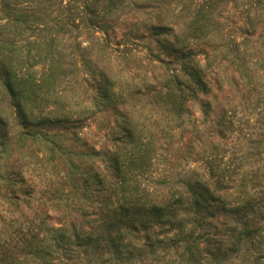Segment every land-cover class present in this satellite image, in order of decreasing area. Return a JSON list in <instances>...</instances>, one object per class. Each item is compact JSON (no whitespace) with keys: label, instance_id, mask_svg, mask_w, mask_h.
I'll return each mask as SVG.
<instances>
[{"label":"trees","instance_id":"trees-1","mask_svg":"<svg viewBox=\"0 0 264 264\" xmlns=\"http://www.w3.org/2000/svg\"><path fill=\"white\" fill-rule=\"evenodd\" d=\"M228 1L0 0V179L6 184L0 192V264H152L164 251L171 255L163 264H264V165L253 168L249 161L258 154L245 155L247 166L241 168L227 143L214 137L191 146L195 140L189 138L184 144L198 148L203 176L196 171L172 181L169 158L162 181L149 185L143 177L161 162L163 143L173 148L176 132L195 124L193 103L201 106L202 124H212L214 134L231 132L236 125L225 114L208 119L212 105L201 96L209 93V84L186 46L190 40L214 38L219 8ZM184 8L189 11L181 22ZM132 12L149 16L146 23L132 21ZM124 22L128 30L123 37L136 44L158 39L155 46L166 59L146 47L159 76L147 82L146 71L140 87L128 74L127 94L110 72L91 76L95 86L79 114L84 121L104 110L114 112L119 132L112 134L114 150L105 151L72 131L81 115L36 112V88L50 84L58 96L61 82L74 76L56 69L69 48L61 43L65 36L80 31L91 37L83 41L89 44L83 51L94 50L92 41L95 48L113 50L108 42ZM32 61L44 62V70L33 72ZM22 63L31 64L23 68ZM46 99L43 103L52 105ZM143 114L147 130L138 121ZM160 124L164 130H157ZM248 140L249 149L254 142ZM34 142L44 149L30 151ZM70 142H80L78 154L70 151ZM23 147L27 155L19 157ZM27 157L40 164L18 166ZM8 158L17 168L5 166L4 176L1 163ZM61 164L63 175L49 171ZM49 209L65 212L57 226L49 224Z\"/></svg>","mask_w":264,"mask_h":264},{"label":"rangeland","instance_id":"rangeland-1","mask_svg":"<svg viewBox=\"0 0 264 264\" xmlns=\"http://www.w3.org/2000/svg\"><path fill=\"white\" fill-rule=\"evenodd\" d=\"M188 2L190 0H187ZM183 11L180 18L181 22L187 15L189 8H184ZM218 14L214 38L212 37L208 42L190 40L187 41L186 46L192 49L193 58L199 61L200 69L209 84V93L201 96L202 99L212 105L208 119L216 118L217 120L222 114H225L227 117H231V120L236 121V125H233L231 132L225 131V133L220 134L221 136L214 134L216 131H212V124L208 122L202 124L205 117L201 114V106L198 103H193L191 105L192 122L195 120V124L192 125L191 123V129L178 130L176 132L178 138L173 148L163 143L162 149L158 150L161 162L159 161V164L154 165L149 175L143 174V177L147 179L146 184L150 185L152 184L151 182L162 181V176L165 172V161L169 158L173 159L171 164L172 181L187 177L192 172L196 173V171L198 172L197 174L203 176L205 169L201 161L202 156L196 154L198 148L193 150L191 146L198 143H207L208 139H213L214 137L220 142L227 143V151L235 154L234 156L237 158L234 161L237 167L247 166L248 161L245 155L249 154H258L257 156H250L252 159H249V161L253 168L264 165V154L261 155L264 152V1L257 3L255 0H229L224 6L219 8ZM128 16L129 18L134 17L132 21L145 23L149 17L144 13L134 12L128 14ZM124 20L125 18H121L118 23ZM127 30L128 26L125 25V22L123 25H117V37H113L112 41L108 42L110 43L109 46L113 44V50H102V46L98 45L95 48V43L97 42L92 41L94 50L91 52L83 51V47L89 45L87 42L83 44V41L88 37L87 34L75 31L71 38L65 36L61 43L68 45L67 52L72 55L68 56L67 52H65V55H62L59 63L56 64V69L65 74H74V76H70L72 78L71 81L68 79L67 82H61L57 91L62 90V94L58 96L51 92L53 87L50 84L36 88L38 95L36 101L38 109L36 112H41L42 115L48 114L51 117L73 113L74 118H76L79 112L83 111V109L86 110V103L84 104L82 101L88 100V96L93 92L92 87L95 86V79H91V76L98 77V74L103 71L106 73L110 72V76L114 77V82H118V86L117 84L116 86L125 94L128 93L127 90L130 92L131 89L128 87L130 85L128 84L130 81L128 74H133L136 77V83L140 87H143L142 85L145 86L146 80L142 81L141 79L143 75L146 76V71L147 82L153 81L151 76L158 78L159 70L150 62V52L146 49V47H152L156 55H162L155 46L158 39L153 38L150 40L148 37V39L138 41L136 44L133 43L135 41H132L131 37H123V32L125 33ZM88 38H90V41L92 40L91 37ZM163 38L164 36L160 37V39ZM78 43H82L79 48L76 45ZM27 54V50L24 49L22 56L25 57ZM162 57L166 59L165 54ZM89 60H92V62H89ZM43 63L32 61L33 72H42L45 67ZM30 64L22 63L19 66L28 68ZM83 79H87L88 83H85ZM55 86L57 87V85ZM70 96L73 97L74 102L69 100ZM47 97L50 98L49 104L52 105L43 103ZM46 101L48 102L47 99ZM53 101L57 103L58 107L53 105ZM81 116L82 122L72 124L74 126L72 131L78 132L79 140H85L97 149L113 151L112 134L119 132V129L115 128L114 112L112 110H104L101 113L85 118L84 121L83 114ZM145 116L146 114H143L138 121L147 130L150 126L147 121L145 123ZM162 127L163 125L160 124L157 130ZM164 134L166 135V133ZM189 138L195 140L191 146L184 144L185 140ZM248 139L254 142L249 149L247 147L249 145ZM16 142L14 147L19 145L18 141ZM79 143L70 142V151L74 154L80 152ZM58 147L59 144H57ZM42 149H44V146L39 142H34L30 147V151L33 152L42 151ZM20 151L19 157L27 155L24 153L26 151L25 147L20 148ZM7 161L6 163H1L4 176L6 175L5 170L6 172L9 171L8 168H17L16 164H13L12 158H8ZM24 163H37L39 165L40 161L36 157L30 159L27 157L24 161H19L18 166ZM74 163H77V160ZM5 166H8V168H5ZM80 167L81 172L83 165H80ZM157 168L159 169L158 173L161 172V174H156L155 180H151L155 176L153 172ZM49 169L55 175L61 176L64 174L65 166L61 164L54 169L49 166ZM168 173L170 174V171ZM5 186V181L0 179L1 193L5 191ZM48 212L50 216L49 224L56 226L59 224L58 218L61 217L60 215H65V212L60 209H49ZM170 255V252L164 251L152 260V264H163Z\"/></svg>","mask_w":264,"mask_h":264}]
</instances>
